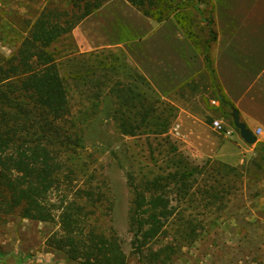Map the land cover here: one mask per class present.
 <instances>
[{
    "label": "trees",
    "instance_id": "1",
    "mask_svg": "<svg viewBox=\"0 0 264 264\" xmlns=\"http://www.w3.org/2000/svg\"><path fill=\"white\" fill-rule=\"evenodd\" d=\"M107 1L44 0L34 20L23 28L17 49L9 56L0 53V216L57 223L45 244L68 260L128 264L119 236L105 223L108 185L103 177L93 182L94 172L80 157L84 130L105 111L123 135H145L148 141L152 136L159 146L168 145L159 149L166 157L162 166L153 156L156 149L149 150L158 168L154 176L137 181L130 175L133 198L128 216L134 231L132 251L138 256L153 240L170 239L152 254L157 264H165L202 237L195 217L180 208L182 199L199 195L209 206L223 201L219 187L224 185L208 171L193 190L196 177L212 164H195L181 152L169 133L176 107L142 75L131 72L121 57L102 51L60 52L55 46ZM127 1L156 21L173 15L184 26L175 0ZM206 61L215 83L211 60ZM218 98L224 102L222 95ZM255 146L264 153L262 143ZM73 180L77 184L70 187ZM62 183L67 184L65 189H60ZM57 191L60 198L53 201L50 195Z\"/></svg>",
    "mask_w": 264,
    "mask_h": 264
},
{
    "label": "rangeland",
    "instance_id": "2",
    "mask_svg": "<svg viewBox=\"0 0 264 264\" xmlns=\"http://www.w3.org/2000/svg\"><path fill=\"white\" fill-rule=\"evenodd\" d=\"M43 2L0 0V18L5 30H0L1 54L9 56L17 49L23 28L34 20ZM174 3L179 5L182 22L191 30L209 29L210 22L213 25L212 0H175ZM55 46L60 52L75 49L70 37L57 42ZM102 52L106 56L107 52ZM112 54L121 57L120 53ZM74 99L75 94L72 102ZM95 118L98 119L92 120L84 130V149L80 157L94 172L93 182L103 177L108 185L106 196L110 207L105 223L113 227L119 236L128 264H157L152 254L163 249L170 239L153 240L142 256L132 251L134 231L129 226L128 216L133 194L129 177L132 175L139 181L144 175L146 178L154 176L158 168L154 167L149 150L156 149L153 156L156 163L162 166L166 157L164 152L159 154V149L165 150L168 145L159 146L158 139L152 136L148 141L145 135H123L105 111L99 112ZM213 120L214 117H210L208 122ZM175 128L174 120L169 133L181 152L195 164L204 165L207 161L212 164L209 170L203 171V175L196 177L193 190L203 183L209 171L224 185V189L219 187L224 199L209 206L199 195L189 201L182 199L180 208L188 216L195 217L202 228L197 232L202 237L189 246H183L176 255L166 259L165 264H264V153L260 146L256 147V143L252 144V149L246 145H242V148L237 146L232 150L234 155L214 158L211 149L214 136L207 134L209 132L198 129L209 141L201 140L192 148ZM76 182L73 180L70 187ZM64 185L67 184H60V189H65ZM59 192L50 195L53 201L60 198ZM57 229L55 222L21 219L17 215L0 216V264H49L50 260L55 264H80L46 246V238ZM45 256L48 258L46 262ZM159 257L163 258L164 254L161 253Z\"/></svg>",
    "mask_w": 264,
    "mask_h": 264
},
{
    "label": "crops",
    "instance_id": "3",
    "mask_svg": "<svg viewBox=\"0 0 264 264\" xmlns=\"http://www.w3.org/2000/svg\"><path fill=\"white\" fill-rule=\"evenodd\" d=\"M212 4L213 25L191 30L173 15L156 21L127 0H108L81 20L70 37L78 53H120L131 72L142 75L176 107L175 129L183 141L192 148L201 140L209 141L200 134L202 129L214 136V158H223L234 155L237 146L254 148L240 137L232 109L253 133L260 130L256 143L264 145V0H212ZM221 95L224 102L218 98ZM210 117H214L211 123ZM214 121L221 130L212 126Z\"/></svg>",
    "mask_w": 264,
    "mask_h": 264
},
{
    "label": "water",
    "instance_id": "4",
    "mask_svg": "<svg viewBox=\"0 0 264 264\" xmlns=\"http://www.w3.org/2000/svg\"><path fill=\"white\" fill-rule=\"evenodd\" d=\"M232 119L233 124L236 129L239 131V135L242 138V140L249 145L256 143V136L254 133L246 127V125L243 122H240L238 112L235 109H232Z\"/></svg>",
    "mask_w": 264,
    "mask_h": 264
},
{
    "label": "built area",
    "instance_id": "5",
    "mask_svg": "<svg viewBox=\"0 0 264 264\" xmlns=\"http://www.w3.org/2000/svg\"><path fill=\"white\" fill-rule=\"evenodd\" d=\"M212 126L215 127L216 129H219V130L222 129L221 124L218 123L217 121H214V122L212 123ZM259 132H260V130H257L256 133H254V135L257 136V134H259Z\"/></svg>",
    "mask_w": 264,
    "mask_h": 264
}]
</instances>
